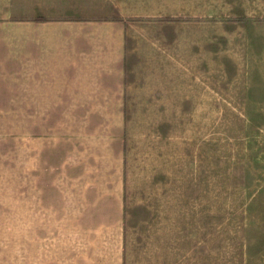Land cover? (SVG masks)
Masks as SVG:
<instances>
[{
  "label": "crops",
  "instance_id": "crops-1",
  "mask_svg": "<svg viewBox=\"0 0 264 264\" xmlns=\"http://www.w3.org/2000/svg\"><path fill=\"white\" fill-rule=\"evenodd\" d=\"M221 1L0 0V100L31 101L42 117L94 118L70 139L112 157L111 171L70 179L87 199L69 207L79 251L65 264H193L179 204L127 202V118L263 100L249 93L264 86V21L217 13Z\"/></svg>",
  "mask_w": 264,
  "mask_h": 264
},
{
  "label": "rangeland",
  "instance_id": "rangeland-1",
  "mask_svg": "<svg viewBox=\"0 0 264 264\" xmlns=\"http://www.w3.org/2000/svg\"><path fill=\"white\" fill-rule=\"evenodd\" d=\"M215 7L264 21V0ZM257 90L249 94L261 101H198L196 115L127 118V202L179 204L193 264H264V86ZM37 110L0 100V264H65V253L79 251L69 207L87 199L70 179L111 171L112 157L94 151L100 144L70 139L94 118Z\"/></svg>",
  "mask_w": 264,
  "mask_h": 264
}]
</instances>
